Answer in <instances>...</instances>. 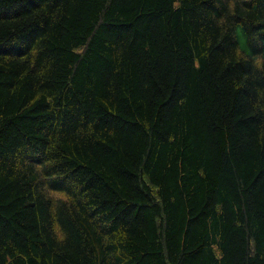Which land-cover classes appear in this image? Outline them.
Instances as JSON below:
<instances>
[{
	"label": "trees",
	"instance_id": "obj_1",
	"mask_svg": "<svg viewBox=\"0 0 264 264\" xmlns=\"http://www.w3.org/2000/svg\"><path fill=\"white\" fill-rule=\"evenodd\" d=\"M0 264H264V0H0Z\"/></svg>",
	"mask_w": 264,
	"mask_h": 264
}]
</instances>
